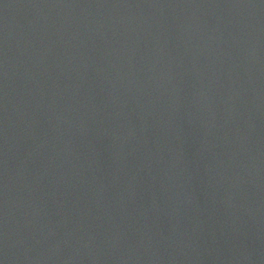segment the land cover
Here are the masks:
<instances>
[{
    "label": "water",
    "instance_id": "95a60500",
    "mask_svg": "<svg viewBox=\"0 0 264 264\" xmlns=\"http://www.w3.org/2000/svg\"><path fill=\"white\" fill-rule=\"evenodd\" d=\"M0 264H264V0H0Z\"/></svg>",
    "mask_w": 264,
    "mask_h": 264
}]
</instances>
